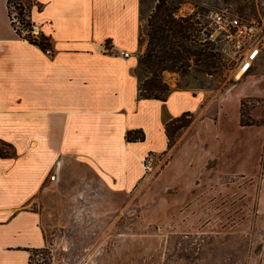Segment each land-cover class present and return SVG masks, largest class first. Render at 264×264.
Instances as JSON below:
<instances>
[{
	"label": "rangeland",
	"instance_id": "1",
	"mask_svg": "<svg viewBox=\"0 0 264 264\" xmlns=\"http://www.w3.org/2000/svg\"><path fill=\"white\" fill-rule=\"evenodd\" d=\"M163 1L177 7V17L194 16L191 39L213 35L219 71L207 75L192 65L158 73L169 91H207L205 110L166 121L169 151L146 158L131 191L103 184L80 165L56 166L31 205L45 246L31 252L29 264H264V59L236 78L209 19L224 10L264 19V0H141L137 81L152 75L142 60L150 16ZM23 3L24 21L16 8L10 14L25 31L33 4Z\"/></svg>",
	"mask_w": 264,
	"mask_h": 264
},
{
	"label": "crops",
	"instance_id": "2",
	"mask_svg": "<svg viewBox=\"0 0 264 264\" xmlns=\"http://www.w3.org/2000/svg\"><path fill=\"white\" fill-rule=\"evenodd\" d=\"M31 1L52 55L16 33L0 0V264H29L45 246L31 205L56 166L80 165L131 191L146 158L169 151L166 121L207 103L205 90L173 89L164 102L139 96L141 0ZM134 130L143 141L126 140Z\"/></svg>",
	"mask_w": 264,
	"mask_h": 264
},
{
	"label": "trees",
	"instance_id": "3",
	"mask_svg": "<svg viewBox=\"0 0 264 264\" xmlns=\"http://www.w3.org/2000/svg\"><path fill=\"white\" fill-rule=\"evenodd\" d=\"M7 4L9 14L10 9L14 7L18 10V15L22 21H24V11L28 10V7L23 3V0H8ZM176 12L177 7L170 10L166 9L163 1L157 5L155 11L150 16V41L147 52L143 56L142 64L146 65V68L152 75L145 81H141L139 78L138 92L139 96L143 99H155L164 102L171 93L172 90L169 91L166 85L162 83L158 74L159 71L180 70L192 65L200 68L207 75L219 71L221 61L213 53L214 47L212 46H214V41H212V33H204L205 36L202 43L199 40L197 42V40L191 39L193 37L194 16L177 17L175 16ZM29 23H24V27L30 28ZM197 23L200 24V22ZM16 33L23 36L20 30H17ZM23 37L31 44L40 47L43 51L50 48L48 39L43 35H41L40 40L33 39L30 34ZM105 49L108 51V43H106ZM191 60H193L192 64L190 63ZM185 116H191V114L184 113L172 121H180ZM182 126H186V124ZM165 127L168 146H170L169 123H166ZM144 138L145 135L142 130L128 131L126 133V140L129 142L143 141ZM0 156H3L1 149Z\"/></svg>",
	"mask_w": 264,
	"mask_h": 264
},
{
	"label": "built area",
	"instance_id": "4",
	"mask_svg": "<svg viewBox=\"0 0 264 264\" xmlns=\"http://www.w3.org/2000/svg\"><path fill=\"white\" fill-rule=\"evenodd\" d=\"M15 31L20 30L15 25L16 19L11 18ZM210 24L220 31L225 44L231 53L237 71L236 78H241L255 64L264 59V19H245L230 11H215L210 13ZM21 34L40 40L41 32L39 26L31 22L30 28L22 31ZM213 37V35H211ZM51 55L48 48L45 51ZM121 55L128 57V53L121 52ZM242 71V74L238 73Z\"/></svg>",
	"mask_w": 264,
	"mask_h": 264
},
{
	"label": "bare ground",
	"instance_id": "5",
	"mask_svg": "<svg viewBox=\"0 0 264 264\" xmlns=\"http://www.w3.org/2000/svg\"><path fill=\"white\" fill-rule=\"evenodd\" d=\"M242 74V71H240L239 73H238V75H241Z\"/></svg>",
	"mask_w": 264,
	"mask_h": 264
}]
</instances>
